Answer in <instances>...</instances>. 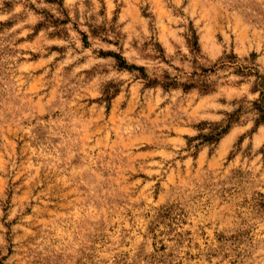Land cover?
<instances>
[{"label": "rangeland", "instance_id": "rangeland-1", "mask_svg": "<svg viewBox=\"0 0 264 264\" xmlns=\"http://www.w3.org/2000/svg\"><path fill=\"white\" fill-rule=\"evenodd\" d=\"M226 54L264 71V0H0V264H264Z\"/></svg>", "mask_w": 264, "mask_h": 264}, {"label": "trees", "instance_id": "trees-1", "mask_svg": "<svg viewBox=\"0 0 264 264\" xmlns=\"http://www.w3.org/2000/svg\"><path fill=\"white\" fill-rule=\"evenodd\" d=\"M219 68L230 67L234 70V73L237 75H241L243 77L252 76L254 78L252 84V91L258 93V98L251 102L250 111L254 114L253 123L254 126L257 127L261 123L264 122V71H261L257 66L251 64H245L240 62V59L232 54L225 55L219 64L216 66ZM206 71V70H204ZM178 84L176 80H173L172 83H166L165 86ZM196 86L194 83H190L189 85H184V87H194ZM200 88L207 91L211 89V85L205 83L204 81L200 83ZM247 108L244 104H241L233 113L228 114V117L224 122L218 123L214 125V128L211 131L210 139L214 137H219L223 133H225L234 123L239 122L240 117L244 114V111Z\"/></svg>", "mask_w": 264, "mask_h": 264}]
</instances>
